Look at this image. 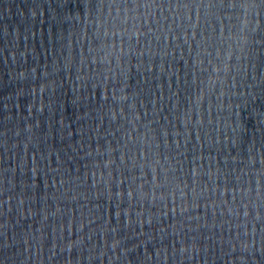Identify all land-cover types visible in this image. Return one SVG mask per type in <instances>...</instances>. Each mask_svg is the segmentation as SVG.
<instances>
[{
    "label": "water",
    "instance_id": "water-1",
    "mask_svg": "<svg viewBox=\"0 0 264 264\" xmlns=\"http://www.w3.org/2000/svg\"><path fill=\"white\" fill-rule=\"evenodd\" d=\"M0 264H264V0H0Z\"/></svg>",
    "mask_w": 264,
    "mask_h": 264
}]
</instances>
